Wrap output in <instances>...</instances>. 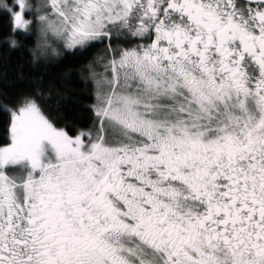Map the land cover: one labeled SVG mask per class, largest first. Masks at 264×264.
<instances>
[{
    "label": "snow or ice",
    "instance_id": "obj_1",
    "mask_svg": "<svg viewBox=\"0 0 264 264\" xmlns=\"http://www.w3.org/2000/svg\"><path fill=\"white\" fill-rule=\"evenodd\" d=\"M0 112V264H264V0H0Z\"/></svg>",
    "mask_w": 264,
    "mask_h": 264
},
{
    "label": "trees",
    "instance_id": "obj_2",
    "mask_svg": "<svg viewBox=\"0 0 264 264\" xmlns=\"http://www.w3.org/2000/svg\"><path fill=\"white\" fill-rule=\"evenodd\" d=\"M79 63H80L79 60L73 57H68L62 62V65L59 68H56L52 71V73L50 74L51 81L55 83L56 77L59 74L74 70L76 67H78ZM4 119H5L4 114L0 112V130H2L3 128Z\"/></svg>",
    "mask_w": 264,
    "mask_h": 264
}]
</instances>
